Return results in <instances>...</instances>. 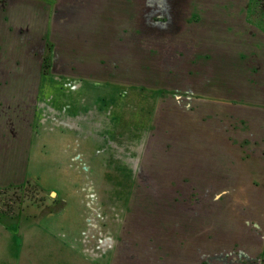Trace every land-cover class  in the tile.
Segmentation results:
<instances>
[{
	"label": "rangeland",
	"instance_id": "obj_1",
	"mask_svg": "<svg viewBox=\"0 0 264 264\" xmlns=\"http://www.w3.org/2000/svg\"><path fill=\"white\" fill-rule=\"evenodd\" d=\"M54 78L64 168L27 150ZM0 264H264L257 0H0Z\"/></svg>",
	"mask_w": 264,
	"mask_h": 264
},
{
	"label": "crops",
	"instance_id": "obj_2",
	"mask_svg": "<svg viewBox=\"0 0 264 264\" xmlns=\"http://www.w3.org/2000/svg\"><path fill=\"white\" fill-rule=\"evenodd\" d=\"M67 81L70 83L74 82V80L69 81V79L54 78V79H44V81L42 80L39 83L38 94L42 96L43 99L47 98L49 104V108H48L49 115H47V118L50 121L51 120L53 121L48 122L49 124H45L42 140L37 141V138H35L36 136H34L30 139L31 141L28 144L29 147H27L28 151H34L35 149L45 150L49 152L51 151L49 153V156L51 157L48 158V161L52 163V165L54 166H62L63 168L68 167L69 165L68 164L69 151L83 152V150H85L84 147L85 139L83 135L84 133L83 119L80 123H78L74 119L73 113L71 114V116H68L64 121H61L58 118L60 116V113H62L63 111L68 112L69 110L74 109L77 105L74 102H71V105L65 104L64 103L65 101L63 102L64 98H66L67 95L66 92L68 93V91H70V93L75 97L77 96L82 97L83 95L82 91L78 92V90L65 89L64 86H66ZM78 86L80 85L75 84L71 87L75 88ZM31 163H32V158L31 156H29L27 163L29 169L32 166ZM62 172H67V171L63 170Z\"/></svg>",
	"mask_w": 264,
	"mask_h": 264
},
{
	"label": "trees",
	"instance_id": "obj_3",
	"mask_svg": "<svg viewBox=\"0 0 264 264\" xmlns=\"http://www.w3.org/2000/svg\"><path fill=\"white\" fill-rule=\"evenodd\" d=\"M257 1H258V5L260 7V10L264 14V0H257Z\"/></svg>",
	"mask_w": 264,
	"mask_h": 264
}]
</instances>
